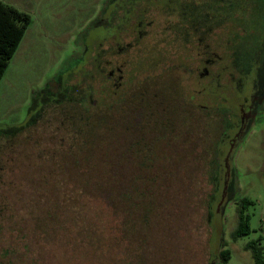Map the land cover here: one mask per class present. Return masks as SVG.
Here are the masks:
<instances>
[{
	"label": "rangeland",
	"instance_id": "obj_1",
	"mask_svg": "<svg viewBox=\"0 0 264 264\" xmlns=\"http://www.w3.org/2000/svg\"><path fill=\"white\" fill-rule=\"evenodd\" d=\"M108 1L0 0L30 16L0 80V186L6 185L3 213L10 217L5 224L0 219V248L19 242L26 264H219L222 249L231 253L226 264H253L245 245L258 241L264 260V103L229 162H222L229 172L222 175L219 200L209 214L215 192L207 178L208 155L192 154L201 150L194 143L205 140L202 131L211 126L184 116L176 103V115L163 127L154 116L161 96L153 88L146 100L132 95L120 106V96L101 75L88 78L93 95L86 82L78 83L75 72L83 69L79 61L87 36L104 37L100 19ZM236 1L247 12L241 14L243 26L251 33L244 48L254 47L252 61L262 75L264 0ZM175 82L159 88L178 94ZM92 96L100 103L90 109ZM74 97L90 110L89 128L69 112ZM141 102L147 110L143 128L126 115ZM26 124L31 126L14 136ZM74 128L90 138L85 147L74 142ZM219 130L211 137L219 144L218 161L227 155V133L219 139ZM136 138L142 139L140 147L153 149L149 169L128 158ZM130 187L146 191L151 200L146 226L123 222L116 207ZM243 197L253 203L245 212L251 232L232 241L236 205Z\"/></svg>",
	"mask_w": 264,
	"mask_h": 264
},
{
	"label": "flooded vegetation",
	"instance_id": "obj_2",
	"mask_svg": "<svg viewBox=\"0 0 264 264\" xmlns=\"http://www.w3.org/2000/svg\"><path fill=\"white\" fill-rule=\"evenodd\" d=\"M245 13L236 0H109L100 19L104 37L87 36L78 83L86 82L91 92L88 78L101 75L120 106L132 95L146 100L153 88L161 96L154 116L163 127L176 115V103L184 116L220 127L227 155L218 168L228 173L223 160L229 162L264 103V70L261 75L252 61L254 47L244 48L251 38ZM225 24L231 25L227 31ZM174 81L178 94L159 88ZM97 103L92 96L91 108ZM127 109L142 128L147 124L145 102Z\"/></svg>",
	"mask_w": 264,
	"mask_h": 264
},
{
	"label": "trees",
	"instance_id": "obj_3",
	"mask_svg": "<svg viewBox=\"0 0 264 264\" xmlns=\"http://www.w3.org/2000/svg\"><path fill=\"white\" fill-rule=\"evenodd\" d=\"M30 23V16L22 11H19L13 6L4 4L0 2V80L2 79L6 68L8 67L9 60L13 57L14 53L16 52L24 33ZM74 97V105L71 103L70 114L74 115V122L75 119L82 121V125L85 128H89L90 124V117L88 113L90 110L85 109L82 105V101L80 98ZM74 106V113L72 108ZM90 109H92L90 107ZM32 122V121H31ZM36 121H34L35 123ZM31 126L26 124L19 128L18 131L15 133L14 136L23 133L28 127ZM213 129V128H212ZM211 127L207 126L205 130V140H201V142L195 141V145L200 147L197 150H200L201 153H194L192 154V158L200 159V154L204 151L207 153V178L209 183H211L213 192L210 193L211 196L209 198V214H213L211 210L215 209V205L218 202L219 192L223 183L222 174L219 172V162L216 152L215 141L211 140V137H215L217 133L212 130ZM81 130H76L74 128V142L77 140L76 144L80 143L81 147H85V145L90 141V138L86 135L84 138L81 137ZM3 138V137H1ZM7 137H4L6 139ZM10 138V137H9ZM7 138V139H9ZM82 138V139H81ZM137 141H133L130 145V151L128 153V158H130V162L132 164L139 165V168L149 169L150 163L153 158V149L149 144L140 147V142L138 138ZM81 140V141H80ZM200 143V144H199ZM192 143V145L194 146ZM194 149V148H193ZM197 162V161H196ZM133 178H139L138 175L134 176ZM132 178V180H133ZM135 180V179H134ZM143 183H145L148 187L149 180H145V176L141 179ZM133 183H137V180L132 181ZM5 184L0 186V219H2L5 223H8L10 217L8 215H4L3 212L7 210V196L6 193L7 189H5ZM213 200V201H211ZM119 205H115L117 208L121 207V213L123 222H126L128 225H143L146 226L149 224L152 212V203L147 196V192L141 190L138 191L137 188L130 187V190L125 189L121 197L118 200ZM111 204H115L113 201ZM253 203L252 201L248 200L247 198H241L237 202L236 205V214H237V222L235 228L230 233V239L232 241H236L238 238L243 236H248L251 232L249 227V216L245 213L248 206H251ZM214 222V217L212 218ZM44 220V219H43ZM216 221V220H215ZM20 240L24 239L25 237H19ZM2 244H0L1 246ZM2 246L0 248V264H26L21 258V250H25L24 247H20L19 242L16 245ZM22 248V249H21ZM245 250L250 251L253 264H264V260L262 259V249L258 244V241L249 242L245 245ZM230 250L229 249H222L218 253V261L219 264H226L230 260ZM17 255V258H14Z\"/></svg>",
	"mask_w": 264,
	"mask_h": 264
},
{
	"label": "water",
	"instance_id": "obj_4",
	"mask_svg": "<svg viewBox=\"0 0 264 264\" xmlns=\"http://www.w3.org/2000/svg\"><path fill=\"white\" fill-rule=\"evenodd\" d=\"M217 220V219H216ZM212 264H214V263H212Z\"/></svg>",
	"mask_w": 264,
	"mask_h": 264
}]
</instances>
